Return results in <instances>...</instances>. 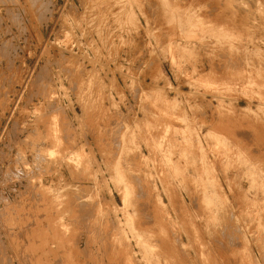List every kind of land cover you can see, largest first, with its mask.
I'll return each instance as SVG.
<instances>
[{
    "label": "rangeland",
    "instance_id": "374dc122",
    "mask_svg": "<svg viewBox=\"0 0 264 264\" xmlns=\"http://www.w3.org/2000/svg\"><path fill=\"white\" fill-rule=\"evenodd\" d=\"M0 193V264H264V0H0Z\"/></svg>",
    "mask_w": 264,
    "mask_h": 264
},
{
    "label": "bare ground",
    "instance_id": "6f19581e",
    "mask_svg": "<svg viewBox=\"0 0 264 264\" xmlns=\"http://www.w3.org/2000/svg\"><path fill=\"white\" fill-rule=\"evenodd\" d=\"M153 3V2H152ZM155 3V2H154ZM153 6V5H152ZM71 8V7H70ZM63 9V8H62ZM13 15V14H12ZM4 19V18H3ZM150 22V21H149ZM42 35V34H41ZM138 40V39H137ZM139 44V43H138ZM142 45V44H141ZM27 47V46H26ZM22 48V47H21ZM133 50V49H132ZM71 52V51H70ZM136 53H137V51H136ZM6 54V53H5ZM50 54V53H49ZM227 54V53H226ZM225 55V54H224ZM71 56V55H70ZM119 57V56H118ZM238 57V56H237ZM49 59V58H48ZM55 60V59H54ZM71 60V59H70ZM96 60V59H95ZM60 61V60H59ZM235 61V60H234ZM56 62V61H55ZM231 62V61H230ZM60 63V62H59ZM141 64V63H140ZM232 64V63H231ZM263 65V64H262ZM83 66V65H82ZM42 67V66H41ZM110 70V69H109ZM42 73V72H41ZM50 75V74H49ZM60 75V74H59ZM39 77V76H38ZM37 78V77H36ZM59 79V78H58ZM102 79V78H101ZM55 80V79H54ZM36 81V80H35ZM38 81V80H37ZM63 82V81H62ZM97 82V81H96ZM102 84V83H101ZM97 85V84H96ZM106 86V85H105ZM31 87V86H30ZM106 88V87H105ZM103 90V89H102ZM32 97V96H31ZM29 98V97H28ZM111 100V99H110ZM27 101V100H26ZM17 102V101H16ZM32 102V101H31ZM34 102V101H33ZM35 104V103H34ZM63 104V103H62ZM52 105V104H51ZM116 109V108H115ZM119 110V109H118ZM54 111V110H53ZM74 111V110H73ZM13 112V111H12ZM76 112V111H75ZM118 113V112H117ZM12 115V114H11ZM41 115V114H40ZM9 118H10V116H9ZM125 120V119H124ZM112 121V120H111ZM126 121V120H125ZM19 122V121H18ZM69 123V122H68ZM79 125V124H78ZM9 129V128H8ZM75 130V129H74ZM76 131V130H75ZM89 131V130H88ZM71 133V132H70ZM155 133V132H154ZM7 136V135H6ZM72 136V135H71ZM74 136V135H73ZM92 136V135H91ZM70 138V137H69ZM94 140V139H93ZM4 141V140H3ZM87 143V142H86ZM88 144V143H87ZM8 145V144H7ZM88 146H90V145H88ZM97 146V145H96ZM92 153V152H91ZM63 154V153H62ZM97 159V158H96ZM98 165V164H97ZM98 167V166H97ZM219 167V166H218ZM10 168V167H9ZM13 169V168H12ZM21 172V171H20ZM93 172V171H92ZM103 173V172H102ZM31 174V173H30ZM104 174V173H103ZM21 175V174H20ZM65 178V177H64ZM70 179V178H69ZM153 180V179H152ZM85 184V183H84ZM6 186V185H5ZM79 186V185H78ZM106 186V185H105ZM2 193H4V192H2ZM1 194V193H0ZM2 197V196H1ZM191 198H193V197H191ZM241 199V198H240ZM3 200V199H2ZM80 202V201H79ZM77 203V202H76ZM74 204V203H73ZM75 205V204H74ZM82 205V204H81ZM104 205V204H103ZM77 206V205H76ZM201 208V207H200ZM84 209V208H83ZM197 209V208H196ZM81 210V209H80ZM233 212V211H232ZM234 213V212H233ZM232 213V214H233ZM243 213H245V212H243ZM87 214V213H86ZM85 217H87V216H85ZM92 217V216H91ZM118 220V219H117ZM247 220V219H246ZM248 222V221H247ZM255 223V222H254ZM85 225H87V224H85ZM109 225V224H108ZM239 225V224H238ZM240 226V225H239ZM238 226V227H239ZM240 228V227H239ZM172 229V228H171ZM173 231V230H172ZM241 231V230H240ZM208 232V231H207ZM108 234V233H107ZM110 234H112V233H110ZM178 234V233H177ZM227 234V233H226ZM223 235V234H222ZM228 235V234H227ZM87 236V235H86ZM98 236V235H97ZM109 236V235H108ZM86 239H87V237H86ZM223 239H224V237H223ZM213 240V239H212ZM216 240V239H215ZM225 240V239H224ZM244 242V241H243ZM258 242V241H257ZM215 243V242H214ZM222 243V242H221ZM217 244V243H216ZM223 244V243H222ZM246 245V244H245ZM240 246V245H239ZM5 247V246H4ZM3 247V248H4ZM248 247V246H247ZM250 247V246H249ZM6 248V247H5ZM229 248H230V246H229ZM87 250V249H86ZM98 251V250H97ZM182 251V250H181ZM226 252V251H225ZM185 253V252H184ZM227 254V253H226ZM230 255V254H229ZM230 257V256H229ZM189 260H191V259H189ZM212 260V259H211ZM227 260V259H226ZM239 261V260H238ZM237 261V262H238ZM220 262V261H219ZM230 262V261H229ZM179 264V263H178Z\"/></svg>",
    "mask_w": 264,
    "mask_h": 264
}]
</instances>
